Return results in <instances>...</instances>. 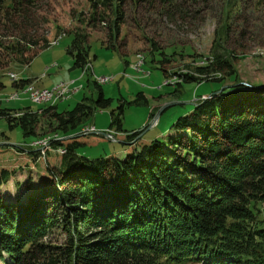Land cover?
Returning a JSON list of instances; mask_svg holds the SVG:
<instances>
[{"label": "trees", "instance_id": "trees-1", "mask_svg": "<svg viewBox=\"0 0 264 264\" xmlns=\"http://www.w3.org/2000/svg\"><path fill=\"white\" fill-rule=\"evenodd\" d=\"M237 1L221 4L216 40L207 55L212 61L192 67L200 77L219 76L182 75L173 86L177 89L183 82L221 81L230 76L233 82L196 99L190 112L171 123L169 130L175 135L160 140L142 139L138 134L143 129L121 128L125 105L147 104L142 92L129 101L119 98L101 132L120 141L121 159L113 153L98 158L77 154L82 144L104 138L93 125L94 132L80 134L81 127L90 126L84 120L111 102L93 76L97 97L82 96L69 109L58 111L55 103H42L36 109L0 106V120L29 140L25 148L12 147L13 164L30 166L31 161L38 166L39 151L29 143L58 137L46 140L45 169L37 175L35 189L23 200L3 201L0 195L3 264H264V227L248 206L250 202L264 205V86L249 84L244 89L248 86L239 83L233 66L238 57L221 44L233 24L228 19ZM86 2L89 18L79 20L90 28L97 22L107 27L108 42L119 32L123 3L145 5L169 17L177 11L180 21H185L187 13L178 0ZM189 2L191 8V4L208 0ZM42 4V0H0V69L28 65L37 51L48 47L46 37L38 34L48 22L40 13ZM60 30L55 26L54 35ZM67 34L71 39L65 50L72 58V68L82 70L89 65L82 73L87 84L94 58L89 57L87 34L77 30ZM148 43L144 60L158 63L164 76L166 64L187 54L172 50L167 54L154 41ZM17 79L11 86L19 90L40 77ZM77 130L81 137L71 135ZM58 148L64 153L58 154ZM50 157L56 163H50ZM13 173L11 167H0V186Z\"/></svg>", "mask_w": 264, "mask_h": 264}, {"label": "rangeland", "instance_id": "rangeland-1", "mask_svg": "<svg viewBox=\"0 0 264 264\" xmlns=\"http://www.w3.org/2000/svg\"><path fill=\"white\" fill-rule=\"evenodd\" d=\"M178 1L180 8H185L187 12L183 16L185 21L178 19L180 13L177 11L171 13V18L166 14H157V10L148 9L145 5L133 6L127 2L123 3V20L118 24L119 32L114 41L108 42L107 27L97 22L93 28H90L79 20L89 18L86 0H42L40 13H44L48 22L42 24L38 34L46 37L48 47L37 51L28 65H12L0 69V74H2L0 82L4 86L0 89V106L35 108L43 106L42 103H55L58 111L69 109L82 96L87 98L91 96L93 99L97 97V88L90 79L93 76L94 80L101 84L100 88L104 97L111 98V102L107 107L97 110L87 120H84L85 125H93L96 131H103L108 125V113L119 104L118 99L123 98L129 101L140 91L146 97L147 104L125 105L121 128L126 131L134 128L131 132L143 129L140 136L146 140H151L154 137L160 140L166 135H175L174 132H170V125L175 118L191 111V102L202 95L208 96L211 93H216L221 87L233 82L230 76L221 81L183 82L177 89L173 86L180 81L182 75L188 74L198 79L219 76L212 73L203 74L200 77L192 67H202L212 61V58L207 55L209 48L216 40L217 34L214 30L218 28L220 22L218 18L223 0H208L205 4L198 2L191 4V8L188 6L189 0ZM257 1H237V5L232 10L233 14L228 19V22L233 24L227 28L226 39L221 43L224 48L238 57L233 61V66L239 83L251 84V87L252 84L264 86V1ZM55 26L61 29L56 35H54ZM76 30L87 34L89 57L94 55L90 61L92 73L90 72L91 76L89 75L87 84L85 82L87 77L82 73L89 65L86 64L82 70L72 68V58L65 50L71 39V35L67 34V31ZM240 31L244 32L241 34ZM148 40L154 41L160 47L159 49H163L167 54L171 50L181 51L183 54L194 56L200 54L202 58H190L187 54L182 58L175 57L174 61H170L164 66L167 69L166 76H164L158 63L149 62L147 58L144 60L145 56L148 57ZM109 43H112L114 47H105ZM126 62L131 63L129 66L133 71L125 64ZM135 63H138L139 68L143 71L135 69ZM17 77L22 79L30 77V80L40 77V79L33 81L34 85L36 83V87L27 83L17 90L11 86V81H18ZM103 78H107V80L105 82L98 81ZM162 81L166 86L162 85ZM59 82L73 84L71 88H77L78 91L76 90L75 93L69 94L64 99L48 102L36 101L31 96L33 91L51 89ZM51 83L53 85L50 86ZM247 86H243L244 89H248L249 85ZM168 103L173 104L164 108L155 123L150 126L158 110ZM154 104H157V109H154L149 116V111L154 108ZM85 127H81L80 130L84 131ZM167 131L169 133H166ZM158 132L161 134L153 136ZM78 133L79 130L71 135ZM48 138L57 139L58 137L53 135L52 137L36 138L29 145L42 143ZM99 139L92 144L86 143L79 146L77 154L88 158H98L113 153L116 158H123V146L110 138ZM28 142V137H22L17 128H8L5 122L0 120V143L8 144L7 146L0 145V167L8 166L14 170L7 182L0 186V195L3 201L23 200L26 193L35 189L37 175L45 169V161L41 160H39L41 163L37 161L38 166L31 161L30 166L13 164L12 147L25 148ZM53 159L50 157L52 164L56 163V160ZM26 185L29 186L28 190H26ZM248 206L260 221L261 226L264 227V205L259 202H250ZM0 264L3 263L0 261ZM176 264L203 263L180 262Z\"/></svg>", "mask_w": 264, "mask_h": 264}, {"label": "bare ground", "instance_id": "bare-ground-1", "mask_svg": "<svg viewBox=\"0 0 264 264\" xmlns=\"http://www.w3.org/2000/svg\"><path fill=\"white\" fill-rule=\"evenodd\" d=\"M11 77H13V75H11ZM106 80H107V78L98 79V81H100V82H103V81L105 82ZM76 90H77V88H71V85L69 83L59 82L56 85H54V87H52L51 89L35 90V91H44V92H42L41 94H37V92H33L31 96H33V98L36 101H41V102H48V101H51V100L52 101H57L58 99H60V100L64 99L66 96H68L69 94L74 93ZM24 93H26V92H24ZM28 97H30V96H28ZM43 142L46 143V140H43Z\"/></svg>", "mask_w": 264, "mask_h": 264}, {"label": "built area", "instance_id": "built-area-1", "mask_svg": "<svg viewBox=\"0 0 264 264\" xmlns=\"http://www.w3.org/2000/svg\"><path fill=\"white\" fill-rule=\"evenodd\" d=\"M135 69H139V70L143 71L142 69L139 68V64L138 63H135ZM162 85H163V81H162ZM163 86H166V85H163ZM33 92H37V94H41L44 91H33ZM205 97L206 96H202V97H200V99H203ZM94 131L95 130H94L93 126L90 125V126H86L84 131H81V133H91V132H94ZM30 146L36 148V150L39 151V160L44 162V160H45V152L49 150L48 143L42 142V143H39V144H36V145H30ZM56 152L58 154H62V153H64V150L58 148L56 150Z\"/></svg>", "mask_w": 264, "mask_h": 264}, {"label": "water", "instance_id": "water-1", "mask_svg": "<svg viewBox=\"0 0 264 264\" xmlns=\"http://www.w3.org/2000/svg\"><path fill=\"white\" fill-rule=\"evenodd\" d=\"M240 84H242V85H244V86H247V84L244 83V82H241ZM248 85H249V84H248ZM221 89H222V87H221L217 92H219ZM217 92H216V93H217ZM171 104H173V103H168V104L162 106V107L158 110V112H157L156 116L153 118L152 122H155L156 119H157V117H158V115L160 114V112H161L164 108H166L167 106H169V105H171ZM195 104H196V103H194V102H191V103H190V105H192V106H195ZM95 132L98 133V134H100V135H102L104 138H109V135H108L107 133H102V132H99V131H95ZM80 134H84V133H80ZM80 134H77V135H80ZM140 134H141V133H140ZM140 134H138V136H139ZM66 137H69V136H66ZM66 137H64V138H66ZM70 137H71V136H70ZM110 139H112L113 141H116L117 143L119 142L118 140H115V139H113V138H110ZM0 144H6V143H0Z\"/></svg>", "mask_w": 264, "mask_h": 264}, {"label": "crops", "instance_id": "crops-1", "mask_svg": "<svg viewBox=\"0 0 264 264\" xmlns=\"http://www.w3.org/2000/svg\"><path fill=\"white\" fill-rule=\"evenodd\" d=\"M125 64H127V65L129 66L131 63L128 64V62H126ZM129 68H130V66H129ZM130 69H131V68H130ZM131 70H132V69H131ZM132 71H133V70H132ZM28 79H31V78L29 77ZM33 81H36V80H33ZM33 81H32V83H33ZM53 83H54V82H53ZM53 83H51L50 86L53 85ZM33 85H34V84H33ZM35 85H36V83H35ZM35 85H34V86H35ZM142 95H143V93H142ZM143 96H144V95H143ZM202 96H204V95H202ZM202 96H201V97H202ZM144 97H145V96H144ZM145 98H146V97H145ZM55 106H56V105H55ZM153 106H154V107H157V104H154ZM37 107H38V106H36L35 108H32V109H36ZM17 108H18V107H17ZM154 123H155V122H151L150 126L153 125ZM132 130H134V128H133ZM158 134H161V132H158L157 134H155V135H153V136H157ZM113 139H114V138H113ZM115 140H116V139H115ZM118 141H119V140H118ZM119 142H120V141H119ZM119 142H118V143H119Z\"/></svg>", "mask_w": 264, "mask_h": 264}]
</instances>
